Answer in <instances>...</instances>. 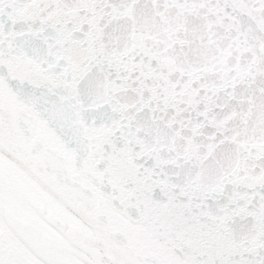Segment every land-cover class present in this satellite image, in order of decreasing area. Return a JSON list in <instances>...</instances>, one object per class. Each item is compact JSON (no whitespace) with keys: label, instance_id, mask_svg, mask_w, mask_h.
<instances>
[{"label":"water","instance_id":"1","mask_svg":"<svg viewBox=\"0 0 264 264\" xmlns=\"http://www.w3.org/2000/svg\"><path fill=\"white\" fill-rule=\"evenodd\" d=\"M0 150L113 264H264V0H0Z\"/></svg>","mask_w":264,"mask_h":264},{"label":"flooded vegetation","instance_id":"2","mask_svg":"<svg viewBox=\"0 0 264 264\" xmlns=\"http://www.w3.org/2000/svg\"><path fill=\"white\" fill-rule=\"evenodd\" d=\"M11 168L0 155V264H98L96 248L88 250L95 263L72 260V235L82 234L27 197Z\"/></svg>","mask_w":264,"mask_h":264},{"label":"rangeland","instance_id":"3","mask_svg":"<svg viewBox=\"0 0 264 264\" xmlns=\"http://www.w3.org/2000/svg\"><path fill=\"white\" fill-rule=\"evenodd\" d=\"M73 260V259H72Z\"/></svg>","mask_w":264,"mask_h":264}]
</instances>
